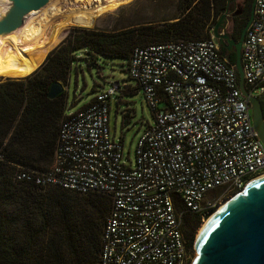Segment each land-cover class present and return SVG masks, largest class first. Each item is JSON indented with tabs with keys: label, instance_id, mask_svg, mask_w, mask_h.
Listing matches in <instances>:
<instances>
[{
	"label": "built area",
	"instance_id": "1",
	"mask_svg": "<svg viewBox=\"0 0 264 264\" xmlns=\"http://www.w3.org/2000/svg\"><path fill=\"white\" fill-rule=\"evenodd\" d=\"M221 46L211 31L206 39L133 49L127 75L153 116L141 129L134 162L126 163L124 133L117 138L110 126L111 100L132 83L94 80L96 95L62 119L49 168L17 170L19 182L110 198L98 264H191L183 215H209L216 207L209 194L242 190L264 174L252 104ZM241 65L246 89L260 97L264 0L255 1Z\"/></svg>",
	"mask_w": 264,
	"mask_h": 264
},
{
	"label": "trees",
	"instance_id": "2",
	"mask_svg": "<svg viewBox=\"0 0 264 264\" xmlns=\"http://www.w3.org/2000/svg\"><path fill=\"white\" fill-rule=\"evenodd\" d=\"M252 3L253 0L246 12L228 24L226 33L230 37L239 39ZM228 7L229 0H179L178 13L156 23L119 31L65 28L53 42L27 54L7 74L22 77L0 80V264H43V253L36 249L42 232L36 220L38 215L43 217L45 194L50 192H53L49 199L57 212L58 224L64 225L71 260L74 264H98L110 198L100 193L82 195L15 179L19 168L45 170L51 165L59 121L68 116L66 86L73 63L82 57L88 64L92 60L97 67H102L101 61L119 58L125 60L121 66L127 72L126 64L136 46L172 38L206 39ZM221 49L235 64V50L228 51L224 46ZM56 81L66 88L50 98V87ZM93 91H96L94 82ZM260 100L264 109L263 95ZM128 112L124 113L123 123L128 122ZM201 218L202 215L189 212L183 215L182 230L188 248ZM55 257L56 262L62 259L58 253Z\"/></svg>",
	"mask_w": 264,
	"mask_h": 264
},
{
	"label": "rangeland",
	"instance_id": "3",
	"mask_svg": "<svg viewBox=\"0 0 264 264\" xmlns=\"http://www.w3.org/2000/svg\"><path fill=\"white\" fill-rule=\"evenodd\" d=\"M62 1L63 0H50L46 5L54 2L62 4ZM251 1L252 0H229V10L232 9V12L241 11V13H244L248 9ZM178 2L179 0H121L118 5L117 3L116 5H112L111 7L110 5H105L107 6V9L97 19V22L94 23L95 26H81L72 24L69 26L67 25L63 28H59L57 32L59 33L63 29L69 27L70 29L88 27L119 31L121 29L131 28L139 24H149L153 22L156 23L162 21L163 19L170 18L173 15H176L178 13ZM10 5L11 2L9 0H0V13L2 11V8H5L9 11L11 7ZM46 10L47 9H45L44 11H40L39 16H42L43 12H46ZM36 15L38 14H35L34 16ZM61 18V16L54 17L53 21L57 22ZM29 21L33 22L34 20ZM22 26L18 29L22 28ZM123 63H125L124 59L108 58L107 60L101 61L102 67H97L92 63V60H90L88 64L87 61L81 57L73 63L70 71L69 82L66 86L67 88H64H66L67 92L68 114L69 112L81 108L96 95V91H93L94 80H98L101 82L102 80L106 81L110 79H126L128 82L132 83L126 90L121 91L119 101L115 99L111 100L110 109V126L112 132H114L116 127L117 138L120 137L121 132L124 133V154L126 163L128 164L130 161H135V147L138 138L141 135V129L146 122H153V116L150 106L144 99L142 92L137 91L138 89L136 85L133 84L132 80L128 79L127 72L123 70L124 67L121 66V64ZM98 73H100V77L98 76ZM6 77L22 76L3 75L0 76V80L5 79ZM262 95L264 96V94ZM126 111H129L128 122L123 123L124 113ZM61 120L59 121V123L61 122ZM49 164H39L38 166L46 167ZM223 190L220 189L218 191L212 192L207 197L208 200H212V198L216 200V207L209 215L201 218L199 226L196 227L193 233L192 244L188 248L192 258L191 264H193L194 260L198 256L196 251V241L197 235L203 223L215 212L221 201L229 198L236 193H239L240 191L243 192L244 189L229 190L222 193ZM51 193L53 192L45 194L46 198L44 201V215L42 218L41 215H38V218L36 220V224L41 226L42 229V232L40 234L41 237L39 238L40 244L39 246H36V249L43 253V264H74L71 260L72 251L67 245V235L64 231V225L62 223L58 224L57 212L54 211V205L51 202L52 200L49 199ZM72 195L79 198L86 197L78 194ZM49 201L51 202V204L49 203ZM10 209L12 210L14 209V207ZM80 250L83 251L84 246H81ZM56 253H58V255L62 257V259L58 262H56Z\"/></svg>",
	"mask_w": 264,
	"mask_h": 264
},
{
	"label": "water",
	"instance_id": "4",
	"mask_svg": "<svg viewBox=\"0 0 264 264\" xmlns=\"http://www.w3.org/2000/svg\"><path fill=\"white\" fill-rule=\"evenodd\" d=\"M49 1L11 0L9 11L0 19V35L21 27L28 13L42 8ZM255 1L238 40L225 31L229 9L219 17L212 32L222 46L236 52L240 88L252 104L253 122L264 143V109L260 97L246 89L241 65L242 43L254 13ZM63 89L61 82L52 83L49 97H56ZM196 251L198 256L193 264H264V178L247 184L241 194L233 197L210 218L197 238Z\"/></svg>",
	"mask_w": 264,
	"mask_h": 264
},
{
	"label": "bare ground",
	"instance_id": "5",
	"mask_svg": "<svg viewBox=\"0 0 264 264\" xmlns=\"http://www.w3.org/2000/svg\"><path fill=\"white\" fill-rule=\"evenodd\" d=\"M9 1L11 2V0ZM120 1L121 0H63L62 4L56 2L49 3L41 8V10L31 11L25 17L22 28L0 35V75L9 74L24 56L51 43L57 35L59 28L72 24L92 26L107 9L105 5H110L111 7L112 5H116V3L118 5ZM45 9H47L46 12H43L42 16H39L40 11H44ZM7 12L8 10L2 8L0 19H2ZM35 14L38 15L34 16ZM57 16H61L62 18L57 22L53 21L54 17ZM29 20L34 21L31 22ZM262 178H264V174L253 178L248 184L259 181ZM241 193L240 191L221 201L215 212L203 223L197 238L210 218L233 197Z\"/></svg>",
	"mask_w": 264,
	"mask_h": 264
},
{
	"label": "flooded vegetation",
	"instance_id": "6",
	"mask_svg": "<svg viewBox=\"0 0 264 264\" xmlns=\"http://www.w3.org/2000/svg\"><path fill=\"white\" fill-rule=\"evenodd\" d=\"M228 9H229V7H228ZM241 10H242V8H241ZM240 13H241V11L232 12V9H230L229 15H228V22L230 23V21H232L234 18H236V16L240 15Z\"/></svg>",
	"mask_w": 264,
	"mask_h": 264
}]
</instances>
